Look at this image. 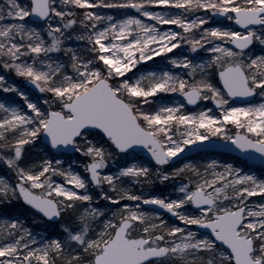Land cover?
<instances>
[{
  "label": "snow or ice",
  "instance_id": "snow-or-ice-1",
  "mask_svg": "<svg viewBox=\"0 0 264 264\" xmlns=\"http://www.w3.org/2000/svg\"><path fill=\"white\" fill-rule=\"evenodd\" d=\"M0 264H264V0H0Z\"/></svg>",
  "mask_w": 264,
  "mask_h": 264
},
{
  "label": "water",
  "instance_id": "water-1",
  "mask_svg": "<svg viewBox=\"0 0 264 264\" xmlns=\"http://www.w3.org/2000/svg\"><path fill=\"white\" fill-rule=\"evenodd\" d=\"M218 151H220L221 153H223V150L222 149H220ZM232 155H235V154H232ZM256 164H259V161H256Z\"/></svg>",
  "mask_w": 264,
  "mask_h": 264
},
{
  "label": "rangeland",
  "instance_id": "rangeland-1",
  "mask_svg": "<svg viewBox=\"0 0 264 264\" xmlns=\"http://www.w3.org/2000/svg\"><path fill=\"white\" fill-rule=\"evenodd\" d=\"M205 103H208V105L211 106V104H210L209 102H205ZM257 166H258V165H257ZM161 187H162V186H161ZM159 190H160V188L158 187V188H157V191H159Z\"/></svg>",
  "mask_w": 264,
  "mask_h": 264
}]
</instances>
